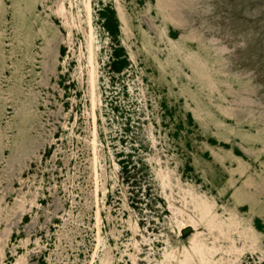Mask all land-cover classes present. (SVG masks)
Here are the masks:
<instances>
[{"label":"rangeland","instance_id":"rangeland-1","mask_svg":"<svg viewBox=\"0 0 264 264\" xmlns=\"http://www.w3.org/2000/svg\"><path fill=\"white\" fill-rule=\"evenodd\" d=\"M173 250L264 264V0H0V264Z\"/></svg>","mask_w":264,"mask_h":264},{"label":"bare ground","instance_id":"bare-ground-1","mask_svg":"<svg viewBox=\"0 0 264 264\" xmlns=\"http://www.w3.org/2000/svg\"><path fill=\"white\" fill-rule=\"evenodd\" d=\"M64 9V6L63 5H61V8H60V10L62 11ZM61 13V12H60ZM211 227V226H210ZM194 238V237H193ZM196 238H194V240L191 242V244H192V248H194L197 252H201V251H203V253H204V250L206 249V248H208V246L206 245L204 248V250H202L203 248H202V245L204 244V242H201L200 240H198V239H196ZM233 240V239H232ZM234 243V242H233ZM232 244V243H231ZM237 250V248H234V250ZM187 252H189V249L188 248H184V250H183V254H184V256H186V254H187ZM169 256L171 257V259H172V261H171V263L170 264H186V262H187V260H186V258L185 259H180L179 258V256H177V254H176V252H175V250H173V251H171V253H169Z\"/></svg>","mask_w":264,"mask_h":264}]
</instances>
